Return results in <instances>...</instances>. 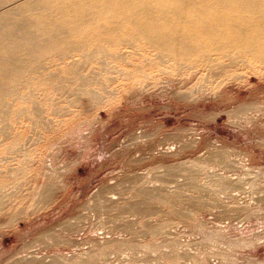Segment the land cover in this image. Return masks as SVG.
<instances>
[{"label":"rangeland","instance_id":"obj_1","mask_svg":"<svg viewBox=\"0 0 264 264\" xmlns=\"http://www.w3.org/2000/svg\"><path fill=\"white\" fill-rule=\"evenodd\" d=\"M134 50L90 85L97 101L54 98L15 130L0 264H264V64L214 77ZM141 189L153 214L131 210Z\"/></svg>","mask_w":264,"mask_h":264},{"label":"bare ground","instance_id":"obj_2","mask_svg":"<svg viewBox=\"0 0 264 264\" xmlns=\"http://www.w3.org/2000/svg\"><path fill=\"white\" fill-rule=\"evenodd\" d=\"M123 46L135 48L136 56L148 47L178 64L204 59L214 77L254 68L264 64V0H0V166L23 141L16 129L28 128L26 121L42 124L48 104L60 112L54 98L97 101L90 85L131 65L129 54L119 51ZM13 175L9 166L0 179V211L14 195ZM137 195L144 203L131 210L153 214V191ZM172 215L188 218L176 210ZM141 231L157 228L143 223Z\"/></svg>","mask_w":264,"mask_h":264}]
</instances>
